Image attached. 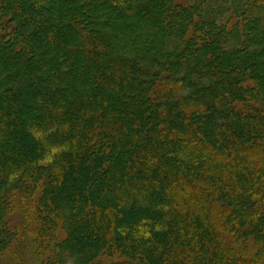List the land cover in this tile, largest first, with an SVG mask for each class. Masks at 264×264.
I'll list each match as a JSON object with an SVG mask.
<instances>
[{
	"label": "trees",
	"instance_id": "16d2710c",
	"mask_svg": "<svg viewBox=\"0 0 264 264\" xmlns=\"http://www.w3.org/2000/svg\"><path fill=\"white\" fill-rule=\"evenodd\" d=\"M14 203L50 264H264V0H0V264Z\"/></svg>",
	"mask_w": 264,
	"mask_h": 264
},
{
	"label": "rangeland",
	"instance_id": "374dc122",
	"mask_svg": "<svg viewBox=\"0 0 264 264\" xmlns=\"http://www.w3.org/2000/svg\"><path fill=\"white\" fill-rule=\"evenodd\" d=\"M70 9L71 10L75 9L74 5L73 6L71 5ZM62 25L65 26L66 23L64 22ZM122 37L123 36H119V38H122ZM122 39H124V37ZM143 42L146 45H149L148 40H145V41L143 40ZM78 81L79 82L83 81L81 80V76L78 77ZM87 85H89V90H93L92 89L94 88L93 84H91L92 86H90V83H88ZM108 92L110 91L108 90ZM22 209L23 208L21 206L14 203L12 206L11 213H10L12 223L15 226L14 228L16 229L17 227V230H18L17 231L18 232V239H17L18 243L13 245V247H15L13 249L14 250L13 253L18 252L23 255L24 257L23 264H50L52 262L53 253H51L50 250H48V248L46 247L44 248V245H42V249H39V246L43 244V242L39 240L38 235L37 236L34 235L35 233L34 230L37 229L36 225L32 224L31 221L30 222L28 221L27 223L25 222V220L21 216V214L23 213ZM25 245L28 248L23 249ZM13 256H16V255H11L10 252H7L6 254H4V256L1 259V262H2L1 264H16L17 260H15L16 258Z\"/></svg>",
	"mask_w": 264,
	"mask_h": 264
}]
</instances>
